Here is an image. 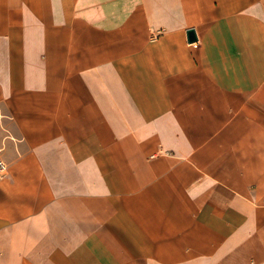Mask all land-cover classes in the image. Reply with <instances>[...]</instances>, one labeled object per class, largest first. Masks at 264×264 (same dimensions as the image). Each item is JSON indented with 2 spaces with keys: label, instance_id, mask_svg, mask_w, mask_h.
I'll return each mask as SVG.
<instances>
[{
  "label": "crops",
  "instance_id": "1",
  "mask_svg": "<svg viewBox=\"0 0 264 264\" xmlns=\"http://www.w3.org/2000/svg\"><path fill=\"white\" fill-rule=\"evenodd\" d=\"M0 159V264H264V0H0Z\"/></svg>",
  "mask_w": 264,
  "mask_h": 264
},
{
  "label": "built area",
  "instance_id": "2",
  "mask_svg": "<svg viewBox=\"0 0 264 264\" xmlns=\"http://www.w3.org/2000/svg\"><path fill=\"white\" fill-rule=\"evenodd\" d=\"M8 168H9V165L7 164V162L0 159V179L5 177V175L7 174Z\"/></svg>",
  "mask_w": 264,
  "mask_h": 264
},
{
  "label": "water",
  "instance_id": "3",
  "mask_svg": "<svg viewBox=\"0 0 264 264\" xmlns=\"http://www.w3.org/2000/svg\"><path fill=\"white\" fill-rule=\"evenodd\" d=\"M187 36H188V41L189 43H193L195 41H197V34L196 31L191 29L187 32Z\"/></svg>",
  "mask_w": 264,
  "mask_h": 264
}]
</instances>
